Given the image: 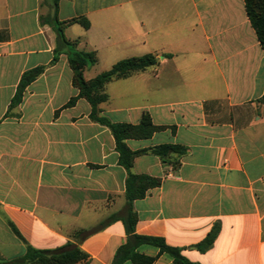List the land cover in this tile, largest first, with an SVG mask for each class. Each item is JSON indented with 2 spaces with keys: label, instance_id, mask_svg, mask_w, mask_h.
<instances>
[{
  "label": "crops",
  "instance_id": "obj_1",
  "mask_svg": "<svg viewBox=\"0 0 264 264\" xmlns=\"http://www.w3.org/2000/svg\"><path fill=\"white\" fill-rule=\"evenodd\" d=\"M52 16L49 0H0V262L23 256L26 245L73 243L86 264H113L127 237V171L86 100L63 108L78 90L67 48L44 22ZM55 16L89 23L63 27L77 52L94 54L86 80L123 59L157 60L107 83L98 106L111 123L137 125L146 113L162 127L125 140L130 151H144L130 172L160 181L132 201L134 233L162 238L194 264H264V51L243 0H58ZM40 66L8 110L21 75ZM160 145L185 152H150ZM213 226L211 246L198 251ZM135 251L174 264L154 246Z\"/></svg>",
  "mask_w": 264,
  "mask_h": 264
},
{
  "label": "trees",
  "instance_id": "obj_2",
  "mask_svg": "<svg viewBox=\"0 0 264 264\" xmlns=\"http://www.w3.org/2000/svg\"><path fill=\"white\" fill-rule=\"evenodd\" d=\"M49 1L53 9V16L45 19L44 22L50 24L55 30L58 44L67 48L68 63L72 71V85L78 90V95L70 98L63 108L72 106L78 98L86 100L91 107L90 119L108 127L114 138L115 147L119 154V163L127 171L124 193L126 200V215L123 220L127 237L126 243L117 249L113 264H120L125 260L130 261L131 264H152L154 262L153 257H148L135 251L136 247L143 244L156 247L158 249V254L165 253L169 255L174 264H194L184 258L180 254L179 249L168 246L162 238L141 236L134 233V225L137 217L131 208V203L135 199L143 198L145 192L148 189L157 187L160 181L157 178L146 175H136L130 172L133 158L144 151H130L125 145V140L149 138L155 131L162 129V127L154 126L146 113L142 114L140 122L137 125L111 123L108 119L100 115L98 108L99 104L106 102L108 99L105 92L107 83L113 80L126 78L136 72H141L149 67L155 66L157 64L156 58L148 54L142 57L123 59L117 61L108 70L99 73L95 77L89 80L84 79L83 71L85 68L95 63L94 54L92 52H77L73 48V43H70L64 38L63 27L66 24L78 23L83 28H88L89 23L83 17L70 19L66 22H59L55 16L58 0ZM243 3L250 26L264 51V0H243ZM43 70L44 67L40 66L27 70L21 75L18 86L10 100L8 110L16 107L20 103L25 87L34 81ZM260 101L264 102V94ZM4 116H8L7 113ZM150 152L162 158L168 153H175L177 156H181L184 154L185 148L179 145H160L151 148ZM171 164L175 167L178 162L173 161ZM8 225L13 234L21 241H24L16 228L11 223H8ZM217 231L218 228L213 226L205 238L196 245V249L200 252H204L210 247ZM87 234L88 233L84 231H77L74 235L76 237H84ZM87 261V255L76 244L67 243L53 250H40L26 245L23 256L9 261H2L0 264H76L79 262H84L86 264Z\"/></svg>",
  "mask_w": 264,
  "mask_h": 264
},
{
  "label": "rangeland",
  "instance_id": "obj_3",
  "mask_svg": "<svg viewBox=\"0 0 264 264\" xmlns=\"http://www.w3.org/2000/svg\"><path fill=\"white\" fill-rule=\"evenodd\" d=\"M102 66V64L99 66V68Z\"/></svg>",
  "mask_w": 264,
  "mask_h": 264
}]
</instances>
